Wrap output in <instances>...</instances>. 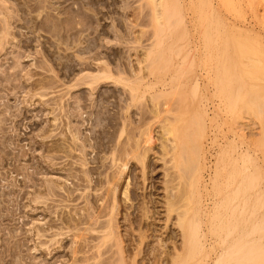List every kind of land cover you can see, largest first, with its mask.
<instances>
[{"label":"rangeland","instance_id":"374dc122","mask_svg":"<svg viewBox=\"0 0 264 264\" xmlns=\"http://www.w3.org/2000/svg\"><path fill=\"white\" fill-rule=\"evenodd\" d=\"M166 1L171 15L157 31L146 0H0V31L4 21L12 29L0 47V264H128L139 249L147 257L162 243L180 247L177 215L167 219L163 202L175 193L166 185L173 176L187 189L190 156L175 147L190 143L189 103L201 97L190 90L197 77L208 109L225 108L233 94L225 69L179 65L190 34L174 19L186 7ZM262 67L255 83L264 94ZM252 119L259 138L264 112ZM109 215L116 239L100 245L90 227ZM141 231L148 239L140 248ZM197 259L190 252L177 264Z\"/></svg>","mask_w":264,"mask_h":264},{"label":"bare ground","instance_id":"6f19581e","mask_svg":"<svg viewBox=\"0 0 264 264\" xmlns=\"http://www.w3.org/2000/svg\"><path fill=\"white\" fill-rule=\"evenodd\" d=\"M146 3L147 7L150 6L151 22L158 27L157 31H162L165 27L164 21L171 15L166 12L167 9L165 10L168 4L171 6L170 3L166 0H146ZM174 3L180 8L186 7L185 17L179 13L175 15L177 19L174 21L180 23V29L183 26L190 34L188 51L179 65L189 59L191 66L198 67L202 71L204 69H225L223 71H226L228 76L225 77L224 83L226 82L228 92L234 96L228 98L229 102L224 104L225 108L223 104L218 103V107L208 109L210 103H208L207 88L198 83L197 77L194 78L196 82L194 81V87L190 91L194 94L199 89L201 97L196 99L193 96L189 103L190 119L187 134L190 136V143L183 151L177 143L179 135L175 134L172 139L178 144L175 148L181 152L178 153L179 157L182 153L190 156L187 159L190 164L187 165L190 168L189 176L186 174L189 178L188 183L185 182L187 189L183 186L185 189L183 190L182 184L177 189L174 186L176 184L173 183L177 177L172 175V178L169 177L170 182L166 181V185L170 183L168 187L171 186L175 193L171 191L173 196L172 194L171 197L167 196L170 194L168 192L170 188L165 185L169 194L163 202L167 219H170L173 213L177 215V227L183 231L181 248H178L174 241L171 247H166V244L162 243L165 240L161 241V239L162 244L152 247L147 257L143 253L141 255L143 251L137 248L138 252L134 256L131 255L128 264H177L183 255L190 252L197 255L196 264H264V122L258 121L260 137L255 138L252 135V126L256 124L252 118H259L264 112V94L260 91L261 86L255 83L256 72L262 69V64H264L262 63L264 58V0H176ZM239 7L246 8V10L239 12ZM174 10L176 9L173 8L172 11ZM173 13L172 16H174ZM4 22L0 31L2 49L4 48L2 41L11 34L12 30L10 24ZM179 25L175 27L179 29ZM156 43L159 47L162 42L160 45L159 41ZM154 52L149 50L147 57L154 55ZM19 59L17 58V62ZM242 114H247L246 116L252 118L243 122ZM237 119L238 125H235L233 122ZM247 129H249L248 132ZM210 133L212 135H209ZM186 155L182 156L186 157ZM182 156L181 158H184ZM177 159L174 161L177 162ZM183 177L181 175V178ZM124 195L128 198L126 192ZM112 203L117 204L114 201ZM114 205L111 206L112 211H114ZM145 211L143 214L146 219L149 218V213L147 208ZM110 215L108 218L111 219L104 220L106 222L102 225L99 224L101 218L98 216L100 219L97 223L101 226H98V229L90 227L91 233L100 234V245H104L111 237L116 236L117 228L114 223L112 224ZM90 217L89 221L92 225L94 220L91 221L93 217ZM84 218L81 219L83 222L79 220L81 224L77 222L79 218L67 220L71 224L72 222L77 223L79 227V224L82 225L88 219L86 216ZM64 221L66 222L65 219ZM94 223L96 224L93 222V225ZM171 235H168V240L176 239L174 233ZM138 238H140L138 247L141 248L143 241L148 238L142 231ZM209 242H211L210 245L207 244ZM116 243L119 247L118 243L122 242L117 238ZM106 252L98 257L102 258ZM125 261H120L118 264H127Z\"/></svg>","mask_w":264,"mask_h":264}]
</instances>
